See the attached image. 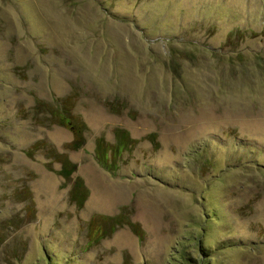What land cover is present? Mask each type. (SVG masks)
I'll return each mask as SVG.
<instances>
[{"label": "rangeland", "instance_id": "1", "mask_svg": "<svg viewBox=\"0 0 264 264\" xmlns=\"http://www.w3.org/2000/svg\"><path fill=\"white\" fill-rule=\"evenodd\" d=\"M188 257L264 264V0H0V264Z\"/></svg>", "mask_w": 264, "mask_h": 264}, {"label": "trees", "instance_id": "2", "mask_svg": "<svg viewBox=\"0 0 264 264\" xmlns=\"http://www.w3.org/2000/svg\"><path fill=\"white\" fill-rule=\"evenodd\" d=\"M123 133V132H122ZM75 145H76V147H80L79 145H80V143L79 142H76V143H74ZM101 149H103L102 147H101ZM76 170V165L75 164H72V163H70V161H66V163H64L63 164V168H62V174L63 175H65L66 177L67 176H70L74 171ZM79 183H78V188H80V189H82V184L80 183V181H78ZM79 194V193H78ZM81 194V193H80ZM79 198H80V195H79ZM184 255H185V257H186V255H187V252H184ZM187 258V257H186ZM188 262H190V261H193L194 262V264H195V260H196V262H197V264H203V262H202V260L200 259L199 261H197V259H191L190 257H188ZM189 264H193V263H189Z\"/></svg>", "mask_w": 264, "mask_h": 264}, {"label": "flooded vegetation", "instance_id": "3", "mask_svg": "<svg viewBox=\"0 0 264 264\" xmlns=\"http://www.w3.org/2000/svg\"><path fill=\"white\" fill-rule=\"evenodd\" d=\"M63 117H64V119L63 120H65V122L67 123V124H72V118H71V116H69L68 114L67 115H63ZM70 126H72V127H75V125H70ZM79 136V134H78V132H76V136Z\"/></svg>", "mask_w": 264, "mask_h": 264}]
</instances>
